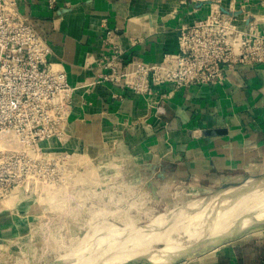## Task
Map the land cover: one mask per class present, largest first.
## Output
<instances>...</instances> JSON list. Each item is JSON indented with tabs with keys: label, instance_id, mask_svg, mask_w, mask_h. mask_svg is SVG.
Masks as SVG:
<instances>
[{
	"label": "crops",
	"instance_id": "crops-1",
	"mask_svg": "<svg viewBox=\"0 0 264 264\" xmlns=\"http://www.w3.org/2000/svg\"><path fill=\"white\" fill-rule=\"evenodd\" d=\"M15 1L75 87L63 133L39 143L43 157L63 158L72 169L129 165L165 188L230 187L264 174V65L229 68L211 85L128 86L138 63L174 57L178 27L212 10L263 32L264 0ZM109 30L125 73L113 81L102 79L99 63ZM19 200L0 199V233L18 228ZM175 264H264V226Z\"/></svg>",
	"mask_w": 264,
	"mask_h": 264
},
{
	"label": "rangeland",
	"instance_id": "rangeland-1",
	"mask_svg": "<svg viewBox=\"0 0 264 264\" xmlns=\"http://www.w3.org/2000/svg\"><path fill=\"white\" fill-rule=\"evenodd\" d=\"M227 186L165 188L129 165L72 169L46 156L6 194L24 200L15 208L18 228L0 233V264H144L159 256L171 264L193 257L264 224V174Z\"/></svg>",
	"mask_w": 264,
	"mask_h": 264
},
{
	"label": "built area",
	"instance_id": "built-area-1",
	"mask_svg": "<svg viewBox=\"0 0 264 264\" xmlns=\"http://www.w3.org/2000/svg\"><path fill=\"white\" fill-rule=\"evenodd\" d=\"M52 1V0H51ZM109 30L110 46L101 57L103 80L113 81L121 50ZM177 54L162 64L138 63L128 84L148 92L147 83L175 87L211 85L240 64L264 65V31L241 27L233 14L215 9L177 29ZM51 47L15 0H0V199L20 185L28 171L39 169V143L59 138L67 124L75 87L61 67L51 64Z\"/></svg>",
	"mask_w": 264,
	"mask_h": 264
},
{
	"label": "water",
	"instance_id": "water-1",
	"mask_svg": "<svg viewBox=\"0 0 264 264\" xmlns=\"http://www.w3.org/2000/svg\"><path fill=\"white\" fill-rule=\"evenodd\" d=\"M262 226H264V224H259V223H258V224H257V227H255V228H253V229H256V228H259V227H262ZM250 230H252V229H250ZM250 230H244V231H242V232H240V233H238V234H233L232 236L225 237V238L221 239L220 241H218L217 243H215V244H213V245L202 247V248L199 249L197 252H195L194 255L196 256V255H199V254H201V253H203V252H205V251H208V250H210V249L216 247V246L219 245L220 243H223V242H225V241H228V240H230V239H232V238H234V237H236V236H239V235H241V234H243V233H245V232H247V231H250ZM180 260H183V258H182V259L179 258V260H177L176 262H178V261H180ZM176 262H172L171 264H175Z\"/></svg>",
	"mask_w": 264,
	"mask_h": 264
},
{
	"label": "bare ground",
	"instance_id": "bare-ground-1",
	"mask_svg": "<svg viewBox=\"0 0 264 264\" xmlns=\"http://www.w3.org/2000/svg\"><path fill=\"white\" fill-rule=\"evenodd\" d=\"M261 194V193H260ZM259 196H261V195H259ZM256 197H258V196H256ZM252 199H255L254 197L252 198ZM257 200H259L258 198H256ZM241 201H243V200H241ZM252 201V200H251ZM255 201V200H254ZM260 214V213H259ZM262 215V214H261ZM260 215V216H261ZM188 249H190V247H188ZM142 253V252H141ZM131 254H133V253H131ZM140 256H141V254H140ZM134 257V256H133ZM138 257V256H137ZM167 258H165L164 260L163 259H161V256H159V258L157 259V258H155V260L154 259H152V262H150V263H144V264H162V263H164V261L165 262H167V260H169V259H167Z\"/></svg>",
	"mask_w": 264,
	"mask_h": 264
}]
</instances>
